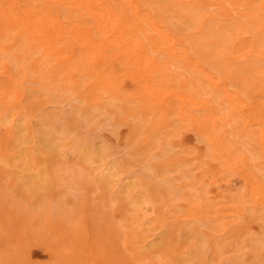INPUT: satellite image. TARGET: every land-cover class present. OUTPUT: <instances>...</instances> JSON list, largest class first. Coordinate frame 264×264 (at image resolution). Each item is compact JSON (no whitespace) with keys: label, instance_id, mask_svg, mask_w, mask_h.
Wrapping results in <instances>:
<instances>
[{"label":"rangeland","instance_id":"1","mask_svg":"<svg viewBox=\"0 0 264 264\" xmlns=\"http://www.w3.org/2000/svg\"><path fill=\"white\" fill-rule=\"evenodd\" d=\"M34 1L0 0V264H264V209L254 205L263 198L253 197L239 171L222 163L227 154L217 159L220 148L182 117L180 108L189 109L190 103L178 95L201 99L209 91L218 97L225 113L216 107L196 114L209 119L205 130L223 144L229 131L248 134L244 126L254 120L249 148L257 154L264 132V61L258 57L253 66L254 57L246 56L247 46L235 35L199 38L204 29L198 31L190 18L191 0H136L146 18L178 41L183 50L175 60L178 74L163 76L159 93L148 96L137 78L153 79L155 65L147 67L137 55L131 65L123 51L115 59L107 48L110 56L99 70L114 85V95L108 96L95 89L100 77L78 76L76 87L66 83L67 72H56L51 57L37 62L43 49L30 48L29 37L18 35L19 23L11 14L13 6L23 13ZM220 1L230 10L247 4ZM260 2L255 3L256 13ZM58 5L50 7L49 15L66 23L68 30L80 22L86 27L83 35L103 42L87 14L70 23L68 15L76 13ZM204 7L213 19L222 24L227 20L219 4ZM254 22L245 20L242 30L249 32L242 37L255 34L257 47L264 49V32L257 36L260 27ZM144 23L154 38L150 21ZM156 58L167 71L169 52L162 50ZM203 71L221 81L219 92L202 79ZM93 89L98 97H91ZM226 93L248 107L236 110L224 101ZM262 170L255 179L264 189Z\"/></svg>","mask_w":264,"mask_h":264},{"label":"bare ground","instance_id":"2","mask_svg":"<svg viewBox=\"0 0 264 264\" xmlns=\"http://www.w3.org/2000/svg\"><path fill=\"white\" fill-rule=\"evenodd\" d=\"M191 1H192L191 5H188V8H187V11L190 13V18H191V20L194 21V24H195L194 26L196 29H198V31H202L204 29L200 33L199 38H201V39L203 38L205 41L206 37L210 34H216V35H219L220 37H223V38L235 35L236 38H239L240 43H243L245 46H247L248 51L246 52V56H253L254 57L251 61V64L253 66L256 63L258 65V63H259V59H257L258 57H260L261 61H264V49H261L260 45L257 47L256 44L260 40H258V41L256 40L257 42H255V37H256L255 34H252L249 39L242 37V34H245V33L247 34L249 32L248 30H242L243 24H246L245 20H248V19H251V21H255L256 24H258V27H260L258 29L257 36H259L260 34H262V32H264V22L261 19V17L264 15V11H263L264 10V0H247L246 1L247 4H245V6H241L240 4H242V3L240 1V4L238 2L237 5L238 6L240 5L241 7L239 6L240 7L239 9H231V10L226 8V6L222 7L220 0L217 2H215L213 0H206V3H205L206 5H204V6H207V4L212 5V6H214V4H219L221 6L220 12L227 19V20H224L225 21L224 24H222L220 20H217L216 17L213 19V15L208 14L207 13L208 11L205 12L203 9L204 6L203 7L199 6V5H202L201 3L203 0H201V1L200 0H191ZM257 1H261L259 4V6L261 7V11H260L261 13L260 12L256 13L257 11H255L257 9V8H255L256 7L255 3ZM14 4L17 5L16 3H14ZM175 4H176V2H175ZM179 4L180 3H178V5ZM55 5L60 6L62 9H65V11H67V9H68L71 12L76 13V17H73L71 14L68 15L70 23H74L73 21L76 20L75 18H77V17H78V21L83 20L82 18H84V15L87 14L90 22H92L94 24L93 27L95 29V32H97L99 34V36L101 37L103 42L102 43H100V41L98 42L97 40L92 38V36L88 37V36L83 35V32H84L86 27L84 25H82L80 22H79V24H78V22H77V24H73L72 25L73 27L70 30H68L65 27V25H63L66 23H61V21H59L57 18H55L53 15H51V13L49 15L50 7L55 6ZM232 6H233V4H232ZM4 9H5V7H4ZM251 10H252V13L250 12ZM19 11H20L19 7H16V6H13V10L11 11L12 12L11 14H13L12 16L16 15L14 17H12V16L11 17L15 19V22L19 23L18 26L20 27V29H19L18 35L20 37H23V36L29 37V39L31 40L30 48L39 49L41 47L40 48L41 51L43 49V53L37 62H42V64H43L44 63L43 61H46L48 59L47 57H51L50 61H54L55 67L57 68L56 72H58V71L67 72V77L65 79L68 82H66V81H64V82L73 83V86L79 87V80L77 78L78 76L91 77V78H96V79H97V77H100L102 79L101 83L95 89H100L103 91L105 90L106 93L109 92L110 94L108 96H110L114 93L113 92L114 85L110 84L109 81H107L104 77H102V74L105 71L99 70L102 67H105V61L110 56V54H107L105 52V51H107L106 50L107 48L109 49L108 50L109 52L113 50V55L116 57V58L114 57L115 59L118 58V53L116 54V52L119 50H121V52L123 51L128 56L127 58H128V61L131 65L134 64V61L131 59V57L133 55H137L140 60H142L144 63H146L147 67L149 65H153V64L155 65V67L157 68L158 74L155 75L153 77V79L150 78V76H147L145 78V77L140 76V75H138L139 79L137 78L141 88L143 89V92L145 94H147L148 96H152L153 94L159 93L158 88L160 86L159 84H161L159 81H163L162 80L163 76H165L166 78H173V77H176L178 74V68H179L178 65L179 64L177 65L175 63V60H177L181 55H183V53H182L183 50L178 45V41L174 39L175 38L174 36H173L174 38H172L169 35L168 31L163 29L162 26H159L157 24V21H155L149 17L146 18L147 16H145L142 13V8L137 4L136 0H54V1L36 0V1L32 2V4L25 10V12L21 13V11H20V13H19ZM45 11L48 13V15L45 13ZM154 11H155V9H154ZM254 11H255V13H254ZM164 12H166V11H164ZM175 12H177V11H175ZM175 12L172 11V13H175ZM214 15H216V14H214ZM166 16H170V15H166ZM208 16H209V18H207ZM175 17H176V15H175ZM146 21H150L151 27H149V26L148 27L151 28L155 32L154 35L157 38H155V36H154V38H152L149 36L148 33H146L147 30L144 29L143 25H142ZM144 24H146V23H144ZM45 25L48 26L47 30L43 27ZM171 25H173L172 22H171ZM86 26H88V25H86ZM88 27H90V26H88ZM174 28H176V27L174 26ZM185 28H187V26ZM192 28H190V29H192ZM7 32L3 33V36L6 35ZM11 35H12V33L10 34V36ZM146 38L148 39V41H146ZM257 39H258V37H257ZM195 41H197V40H195ZM207 41H208V39H207ZM199 43L201 44L200 40H199ZM104 45H106V48H102ZM196 45H198V44H196ZM204 45H206V44H204ZM19 47L22 48L21 46H19ZM210 47H209V49H210ZM215 47L216 46H214V48ZM161 48H163V49H161ZM13 49L15 50V48H13ZM13 49H11V51H13ZM1 50H5V49H1ZM162 50H164V53H165V51H168L172 57V59L166 63V66L168 67V69H167V67H165V68L167 69V71H164V69H162L161 63L157 60L158 58L154 59V55H155V57H157V53H161ZM17 52H18V50H17ZM3 53L5 54V51ZM3 53H2V55H3ZM12 55L14 56V54H12ZM13 56H11V57H13ZM119 56H121V55H119ZM164 56H167V55H164ZM162 58L165 59L164 57H162ZM168 58L169 57L167 56V59ZM184 61H185V63H189V57L187 56V54L184 58ZM201 61H203V60H201ZM248 63H250V62H248ZM162 65H164V63ZM252 65H251V67H252ZM113 66H115V65H113ZM132 67H134V66H132ZM238 68H240V67H238ZM36 70H37V68H36ZM52 70L54 71V69H52ZM246 71H247V69H246ZM49 75H50V77H53V75L51 76V73ZM39 76H40V74H39ZM201 76H202V79H205L206 81L213 84L212 87H214L215 92H219L221 90V81L220 80H215L212 75L206 74L205 71L201 72ZM12 79L13 78L11 77V80ZM151 81H153V82H151ZM33 82H35V81H33ZM97 84H99V83H97ZM67 86L68 85L63 86L64 89H66ZM241 87H243V86L241 85ZM245 88H243V91ZM95 89H93V91L91 92V97H98L96 95V93H94ZM92 93H94V94H92ZM232 93L234 94V92H232ZM232 93H226L225 97L223 98L224 101L229 102L230 104L236 105L237 106V107H235L236 110L238 107H240V109L241 110L243 109V111H244L245 107H248V106L246 104H243L242 102H239L238 98L233 96ZM188 94L189 93H184V95H181L178 93V95L181 97L182 101L185 100V101H188L190 103L189 109L186 108V110H185L183 107L180 108V113L182 114V117L186 118L192 124L196 125L197 131L205 136V138L207 139V141L210 145H215V146H218L216 148H220L218 150L222 151L221 156H217L216 157L217 159L222 160V158L225 156V154H227V157H226L227 160L225 159V161H222V163L226 166V169H232V170L239 171V173L244 178L246 184L249 185V189H248L249 193L255 198H263V200L258 202L257 204H255L256 203V201H255L254 205H256L257 207H260V209H264V189H263L262 185L258 182L259 180H257L258 179L257 176L259 175L257 170L260 172L262 170L261 168H263V167H261V165L264 163V132H261L260 136L258 138V144H259L260 152H258L257 154H254L249 148V145L251 144V137L248 134H249V132L253 131L252 128H253L254 123H252V122L254 120H251L250 122H248L246 124V126H244V130L248 134H238V133H236V131H229V138L227 136L225 137V139L228 138L227 139L228 143L223 144L222 140L220 142V140L217 137H214L213 131H212L213 133H211V130L210 131L205 130V127H204L205 121H207L209 119L207 117H205L204 114H201L202 117H205L203 119L201 117L197 116V114H196L197 111H199V112H204L207 110L212 111V109L216 108V107L217 108L221 107V112L225 113V108H222L223 103L219 102L218 97L209 91L208 92L203 91V94L208 95V96L207 97L200 96L201 99L193 96L192 94H191V96ZM18 96H20L19 93H18ZM25 96H27V95H25ZM23 98H25V97L23 96ZM24 100H27V98ZM22 102H23V100H22ZM24 102H26V101H24ZM215 102H217V105H215ZM235 109L234 110L232 109V112H231L232 114H236ZM16 115H18V114H16ZM230 116H232V115H230ZM233 117H234V115H233ZM41 119H43V118H41ZM50 119H53V117ZM14 121H15V118H14ZM108 121H109V119H108ZM226 122H228V121H226ZM100 126H101V124H100ZM220 137L222 138V136H220ZM86 158H87V156H86ZM249 165H250V167H249V169H247V166H249ZM244 166H246V168ZM105 171L106 170H102V171H99V173L101 172L102 175H104ZM262 172H263V170H262ZM100 177H101V175H100ZM255 177L257 179H255ZM162 201H164V200L162 199ZM251 207H253V206H251ZM247 210L250 211L251 209L250 210L247 209ZM254 210H255V208H254ZM244 211H246V210H244ZM252 212H253V210H252ZM254 213H256V212H254ZM261 213H263V212H261ZM143 221H145V220H143ZM183 221H185V220L183 219ZM177 222H179V221H177ZM181 225H183V224H181ZM165 226H166V224H165ZM149 241H150V239H149ZM149 241H148V243H149ZM144 246H146V245H144Z\"/></svg>","mask_w":264,"mask_h":264}]
</instances>
